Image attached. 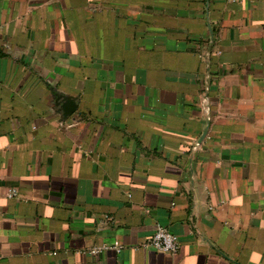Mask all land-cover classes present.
Instances as JSON below:
<instances>
[{"label":"crops","instance_id":"obj_1","mask_svg":"<svg viewBox=\"0 0 264 264\" xmlns=\"http://www.w3.org/2000/svg\"><path fill=\"white\" fill-rule=\"evenodd\" d=\"M0 264H264V0H0Z\"/></svg>","mask_w":264,"mask_h":264},{"label":"built area","instance_id":"obj_2","mask_svg":"<svg viewBox=\"0 0 264 264\" xmlns=\"http://www.w3.org/2000/svg\"><path fill=\"white\" fill-rule=\"evenodd\" d=\"M17 195L18 190L16 188L8 189V197H15ZM143 245L147 249H153L159 252L176 253L180 248V240L178 236L168 228L159 226L155 232L147 238ZM107 248H116L118 251H121L123 249V245L119 242H115L113 245L103 244L92 248L90 252L92 254H96Z\"/></svg>","mask_w":264,"mask_h":264},{"label":"water","instance_id":"obj_3","mask_svg":"<svg viewBox=\"0 0 264 264\" xmlns=\"http://www.w3.org/2000/svg\"><path fill=\"white\" fill-rule=\"evenodd\" d=\"M58 105H61L64 113L63 118L66 119L68 116L76 111L77 103L74 98L66 95H59L57 100Z\"/></svg>","mask_w":264,"mask_h":264}]
</instances>
